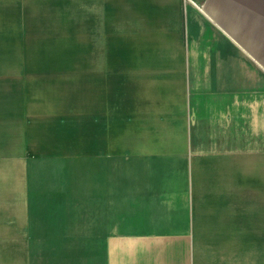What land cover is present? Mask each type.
Returning a JSON list of instances; mask_svg holds the SVG:
<instances>
[{
  "label": "crops",
  "instance_id": "crops-1",
  "mask_svg": "<svg viewBox=\"0 0 264 264\" xmlns=\"http://www.w3.org/2000/svg\"><path fill=\"white\" fill-rule=\"evenodd\" d=\"M110 1L135 0L87 2ZM184 2L186 22L191 30L188 44L191 39L197 41L190 43L194 49L187 51L189 57L180 53L170 34L162 33L149 22L147 27L140 26L133 16H119L118 21L123 19L119 22L123 26L119 37L110 39L109 34L106 37L103 34L97 46L141 37L142 41L155 42L153 47L162 46L167 55L121 57L126 61L124 69L108 72L121 78L90 81L98 85L91 102L92 117L100 123L95 138L46 144L39 152L42 160L14 161L15 168L27 171L26 175L16 177L19 196L10 204L17 209L8 216L11 228L25 226L28 206L29 227H35L36 232L55 233L50 235V240L36 243L31 252L34 264H249L247 242L261 245L256 237L264 236L261 217L258 232L253 235L249 231L251 241H247L246 215H233V200L227 196L233 185L231 172H235L234 188L242 190L239 184L243 181L242 154L232 160L231 153L225 152L242 153L237 134V138L234 134L217 137L214 133H198L195 127L192 138L189 133L183 134L182 128H170L168 135L111 137V122L115 120L131 123V130L133 123L138 128L154 119H179L184 104L188 108L191 104L195 110V102H188V84L194 95H212L213 107H248L238 103V90L257 88V80L262 89L252 94L264 97V0H199V5L194 0ZM68 5L79 6L87 14L84 2ZM220 43H226L232 50H223ZM206 45L213 46L207 56L202 48ZM108 50L112 48L98 47L95 51ZM187 63L191 73L184 75L182 71L188 67ZM76 73L78 77L90 76L86 71ZM238 83L245 85L240 88ZM252 105H258V110L249 116L239 114V120L252 118L264 122V108L259 110L261 104L254 101ZM219 124L215 120L208 123L217 130ZM263 132L255 135L264 137ZM199 152L205 156L200 158ZM251 154L261 159L264 177V154ZM191 182L194 199L199 203L191 225L193 240L188 239L185 231ZM262 183L264 186V180ZM141 220L147 226L145 232L137 234L127 226L130 228L127 234H136L138 240H125L117 244L120 247L107 241L110 232L124 231L117 229L123 227L122 222ZM6 236L3 235V240ZM131 242L134 244L130 246ZM262 247L259 256H255L259 264L264 261L261 260L264 244ZM20 257L3 246L0 264H25Z\"/></svg>",
  "mask_w": 264,
  "mask_h": 264
},
{
  "label": "rangeland",
  "instance_id": "rangeland-1",
  "mask_svg": "<svg viewBox=\"0 0 264 264\" xmlns=\"http://www.w3.org/2000/svg\"><path fill=\"white\" fill-rule=\"evenodd\" d=\"M87 1L90 0H0V251L3 246L11 248L12 252L15 251L21 255L20 259L25 264L35 263L32 256L34 253L31 252H34L36 243H41L42 239L50 240V235L54 232L51 230L43 233L36 232L35 227H29L28 206L24 220L25 226L11 228L8 216L15 214L17 209L15 205L12 207L10 204L15 203L19 196L16 177L26 175L27 171L15 168L14 161L42 160L43 155L39 152L46 144L95 138V131L100 128V123L92 117L91 102L97 95L98 85L90 81L105 82L116 79V77L121 78L122 76H111L108 73H118L117 71L124 69L122 67L126 61L121 57L151 58L153 55H167L162 46L153 47L152 43L155 42L142 41L141 37L131 36V41H115L100 46H97V40L103 38V34L105 37L109 34L110 39L119 37L123 27L120 23L123 19L118 21V17L126 14L136 18L140 26L147 27L146 22H149L162 33L170 34L176 41L180 53H185L186 57H189L187 51L190 53L194 49L190 43L197 42L191 39L188 44L191 30L186 22L185 0H177L175 3L159 0L103 3H88ZM73 2H84L87 14L79 10V6L70 7L68 5ZM194 2L199 5V0H194ZM175 5L178 7L176 8ZM174 10L177 12L173 13ZM106 17L108 19L104 20ZM127 20L129 21V18ZM208 37L205 36L204 39L207 40ZM220 45L223 50H232L225 46L226 43H220ZM104 46L111 47L112 50L95 51L96 48ZM202 48L206 51L203 53L205 56L209 51H213L211 45L202 46ZM104 58L113 60H104ZM90 60H93L92 63L89 67H85L88 66ZM189 64L187 63L186 66ZM79 66L86 69L77 68ZM110 66H112V71ZM186 69L182 71L184 75L191 73L189 66ZM76 71H86L90 76L78 77ZM250 77L256 79L254 75ZM256 84L258 89L238 90V103L248 105L250 109L251 102L254 101V103L261 104L259 109L261 110L264 108V97H254L252 94L253 91L259 93L262 89L258 80ZM244 85L243 83L237 84L240 88ZM186 89L189 90L188 102H195V110H192L191 104H189L191 108L184 104L179 119H154L143 122L138 128H135L137 124L133 123L131 130V123L115 120L111 122L113 124L111 125L113 130L111 137L168 135V129L182 128L183 134L189 133V137L192 138L195 127L196 132L202 131L204 121L208 124L210 120L217 122L236 120L240 125L239 114L248 116L245 110L247 106L234 105V107H226L223 110L219 105L213 107L211 102L215 100H209L215 99L212 95L202 93L194 95L190 92L192 89L189 84ZM256 110H258V105ZM218 113L224 115L225 118L218 116ZM249 121H242V124ZM257 122L261 123V121ZM232 134L236 138L237 134L241 139L240 126L236 132L234 129ZM253 142L262 143V145L248 149L247 147ZM263 147L264 137L259 139L251 136L245 139L243 146L241 145L242 153L225 151L231 153L230 159L232 160L242 154L243 181H239L242 190L239 191L236 187L233 176L235 172H231V183L236 186L234 188L232 185V189L227 190V196L233 200V215L242 213L246 215L247 241H251L248 238L249 231L253 235L258 232L260 217L263 221L260 228L264 231L262 163L260 165L261 159L251 154H264ZM203 155L205 156L199 152L200 158ZM190 185L191 204L185 231H187L188 239L193 240L191 225L199 203L194 199L195 196L191 190L193 189L192 182ZM27 197L28 195L26 199ZM125 213H127L126 210ZM121 224L123 227H117V229L123 228L124 231L108 234L107 241L112 242L111 246L120 247L117 244L121 245V242L125 240L137 238L136 234H127V230L130 229L127 226L131 227L134 233L138 232L137 234L145 232V227H147L144 225V220L125 221ZM4 229L9 233H4ZM3 235H7L4 240ZM256 237L261 240L260 246L255 241L252 244L247 242L249 264L260 262L255 256H259V247L263 249L264 236L256 235ZM133 242L130 246L134 244ZM192 242L190 241L191 244ZM109 243L107 246L110 245ZM261 260L263 261L264 257Z\"/></svg>",
  "mask_w": 264,
  "mask_h": 264
},
{
  "label": "bare ground",
  "instance_id": "bare-ground-1",
  "mask_svg": "<svg viewBox=\"0 0 264 264\" xmlns=\"http://www.w3.org/2000/svg\"><path fill=\"white\" fill-rule=\"evenodd\" d=\"M211 100H215L213 98L209 99ZM257 105H252L251 108L249 109L248 107L245 108L248 116L252 115L253 111L256 110ZM226 107L222 106V109L225 110ZM218 116L223 117V119L225 118L224 115H222L221 113H218ZM209 123V121H208ZM235 123V125H234ZM204 127H202V132L205 133H214L216 134V136H220V137H228V135L232 134L238 130V126H240V136H241V145L243 146V144L245 143V139L247 138H251V136H256L255 134L259 133L260 131L263 132L264 131V122L258 123L257 121H254L252 118L250 119L249 122H245L242 124V121H240V125L239 123L234 120V122L232 121H223L220 122L218 130L215 129L214 127L211 128L210 125L206 124V122L204 121L203 123ZM260 135L256 136V138L260 139ZM262 143H257V142H253L251 143V145H249L247 148L251 149V148H255V147H261Z\"/></svg>",
  "mask_w": 264,
  "mask_h": 264
}]
</instances>
